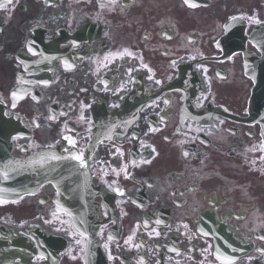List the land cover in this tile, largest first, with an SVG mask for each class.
Listing matches in <instances>:
<instances>
[{
	"label": "flooded vegetation",
	"instance_id": "af4514ba",
	"mask_svg": "<svg viewBox=\"0 0 264 264\" xmlns=\"http://www.w3.org/2000/svg\"><path fill=\"white\" fill-rule=\"evenodd\" d=\"M1 1L0 100L28 123L12 153L76 154L107 264H264L261 127L242 54L223 42L231 19L245 35L264 22V0ZM57 194L46 181L0 201V264L85 263ZM54 235L58 255L35 254Z\"/></svg>",
	"mask_w": 264,
	"mask_h": 264
},
{
	"label": "water",
	"instance_id": "95a60500",
	"mask_svg": "<svg viewBox=\"0 0 264 264\" xmlns=\"http://www.w3.org/2000/svg\"><path fill=\"white\" fill-rule=\"evenodd\" d=\"M260 65H258V69L262 72V78H264V61H262ZM262 89L264 90V84L261 86H258L256 88V91L252 97V112H254V116H258L260 111H262V120H264V97L261 95ZM9 124H6L3 116H2V109L0 108V127L2 126H8ZM2 176V170L0 168V178ZM0 184L2 182L0 181Z\"/></svg>",
	"mask_w": 264,
	"mask_h": 264
}]
</instances>
